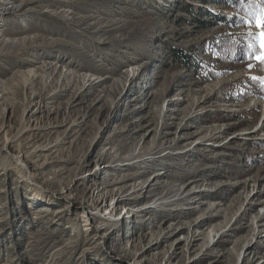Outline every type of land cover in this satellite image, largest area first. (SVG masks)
I'll return each mask as SVG.
<instances>
[{"label":"rangeland","instance_id":"rangeland-1","mask_svg":"<svg viewBox=\"0 0 264 264\" xmlns=\"http://www.w3.org/2000/svg\"><path fill=\"white\" fill-rule=\"evenodd\" d=\"M243 2L38 0L61 16L17 15L29 30L5 42L40 40L0 55V264H264V65L216 48L264 31V6Z\"/></svg>","mask_w":264,"mask_h":264},{"label":"bare ground","instance_id":"bare-ground-1","mask_svg":"<svg viewBox=\"0 0 264 264\" xmlns=\"http://www.w3.org/2000/svg\"><path fill=\"white\" fill-rule=\"evenodd\" d=\"M36 1H38V0H0V32H1L0 33V36L1 37L6 36V35L12 36V37L20 36V35L24 34L25 32H27L29 30V27H25V28L24 27H21L20 24H19V22H18V20L16 19L17 15H20L21 13H25L24 15L27 14L28 17H33L35 15H42L43 12L48 13V15L52 14L54 16H61L58 12H56V13L53 14L51 11H48L49 9L48 10L46 9L44 11L43 10V5L42 6H40V5L32 6L34 3H36ZM48 6H50V5H48ZM45 7H47V6H45ZM62 17H63V15H62ZM65 21H66V19H65ZM7 40L9 42H5L6 39H4V37L0 40V55L7 56L8 57L9 56V51L6 52V50H4V48H3L4 46H12V47H15L17 44H20V50H25V48L22 47L23 45H28V44L33 43V42L36 43L40 39H38V37H36V36L33 37V39L31 37L28 38V37L21 36V37H18V38H12V39H7ZM6 61H7V63H10V58H8V60H6ZM28 61L30 63H32V64L33 63L34 64L35 63H38L36 60H28ZM12 62H13V60H12ZM26 63H27V61H26ZM47 63L48 62H46V64ZM2 70H4V68L3 67H0V73H1ZM55 71H56V66H55ZM28 72H29V74L31 75L32 78L36 76V74H35V72H34L33 69H29ZM67 73H62L60 77H62L64 80H66L68 78V76H69V74H67ZM31 81H32V79L29 82H31ZM4 87H5L4 82L0 79V100L2 99L4 101H8L9 100V97L7 95L8 92H5L3 90ZM181 96L184 97V102H185V90H184V93H182ZM175 100H177V99H174V101ZM218 105H221V104H218ZM26 130H28V128H25L23 126L22 131H26ZM221 132H223V130H219L218 129L217 133H221ZM23 154H25V151H23ZM137 156H140V155H137ZM133 157H135V155ZM138 159H139V157H138ZM142 159L141 160H138V162H141V163L145 162L146 159L145 158H144L145 160L144 159L142 160ZM113 160L114 161L115 160H118V158H116V159L114 158ZM145 163H147V162H145ZM1 164H2V162L0 161V167H1ZM119 165L120 164L113 163V164H110L109 167L112 166V168H114V169H121L120 167H122V166H119ZM128 165H130V164H128ZM138 174H140V173L138 172ZM157 174L158 173H155L154 175H157ZM130 176L131 175L127 176L125 179H123L120 182H124V181L128 180L129 178H131ZM110 177H111V175H108L107 179L106 180H103L101 182V184H103L106 187H108V186H112V183L118 182V179H116L115 182L114 181L111 182V178ZM124 188H125V186H123V188H121L122 191L124 190ZM125 198L126 197H122L119 200H124ZM93 205H94V202H93ZM146 209H148V207ZM135 212L137 213L138 211H135ZM135 212H133V214H136ZM260 220L261 219H259L257 222H259ZM256 226L262 227L263 224L261 223V224L256 225ZM188 239L189 238H184V240H180L179 241V244H181L183 241H188ZM251 247L252 246H250L249 248H251Z\"/></svg>","mask_w":264,"mask_h":264},{"label":"trees","instance_id":"trees-1","mask_svg":"<svg viewBox=\"0 0 264 264\" xmlns=\"http://www.w3.org/2000/svg\"><path fill=\"white\" fill-rule=\"evenodd\" d=\"M231 5L235 6V8L243 13H247V7L245 6L243 0H229ZM258 5L264 6V0H258ZM250 4L254 7L257 6V3L250 1ZM226 20V18H225ZM245 40H247L248 43H253L252 39L249 37H237V38H227L222 39L219 43V46L217 48V57L220 59L221 62L230 60L232 58H241V57H247L249 56L250 50L248 49V46L245 45ZM254 44V43H253ZM254 49V50H253ZM251 51H254V54L259 55L258 48L255 47ZM187 55H179L177 52L173 53V60L175 62L178 61L179 67L187 68L189 66L196 65L197 60L194 59L192 62H189ZM239 90H242L243 93H250L249 89H244L243 87L239 86ZM237 93L234 92V96H236Z\"/></svg>","mask_w":264,"mask_h":264},{"label":"snow or ice","instance_id":"snow-or-ice-1","mask_svg":"<svg viewBox=\"0 0 264 264\" xmlns=\"http://www.w3.org/2000/svg\"><path fill=\"white\" fill-rule=\"evenodd\" d=\"M262 14H264V10H262ZM258 27L264 28V19L258 22ZM249 38L254 39L259 43L260 53L259 55H255L253 58L257 60L261 65H264V31H261L258 35H254L253 33H248ZM254 48L253 43L248 44V49L251 51ZM253 67L252 64H249V68ZM253 80L260 79L261 83L264 84V78L252 77Z\"/></svg>","mask_w":264,"mask_h":264}]
</instances>
